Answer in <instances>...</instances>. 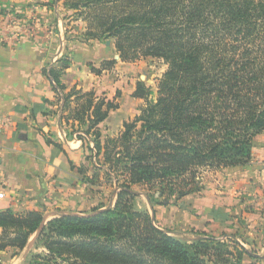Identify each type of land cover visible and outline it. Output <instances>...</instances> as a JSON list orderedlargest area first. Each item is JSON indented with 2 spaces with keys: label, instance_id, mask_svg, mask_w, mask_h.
Listing matches in <instances>:
<instances>
[{
  "label": "trees",
  "instance_id": "obj_1",
  "mask_svg": "<svg viewBox=\"0 0 264 264\" xmlns=\"http://www.w3.org/2000/svg\"><path fill=\"white\" fill-rule=\"evenodd\" d=\"M53 1L87 24V39L113 40L122 62L155 58L167 70L156 97L137 82L133 97L145 104L117 137L103 138L100 128L119 109L116 99L77 88L59 98L66 141L89 152V166L71 168L90 189H112L116 203L47 222L38 211H0V252L25 251L43 227L28 264H264L234 238L179 239L136 202L140 188L153 208L177 203L202 190L204 172L253 160L264 133V0ZM71 65L64 55L44 69L58 95Z\"/></svg>",
  "mask_w": 264,
  "mask_h": 264
},
{
  "label": "crops",
  "instance_id": "obj_2",
  "mask_svg": "<svg viewBox=\"0 0 264 264\" xmlns=\"http://www.w3.org/2000/svg\"><path fill=\"white\" fill-rule=\"evenodd\" d=\"M34 9L51 21L52 11L46 6ZM46 31V36L27 35L17 44H2L0 32V124L7 126L0 134V193L4 194L0 211H38L47 222L67 214H89L101 204L113 207L116 194L110 188H101L100 197H94L78 169L71 168L70 161L77 168L85 166L87 154L80 141H66L61 119L63 103L59 102L73 88L98 91L101 77L93 74L88 63L96 62L99 67L106 59L100 53L104 46L72 42L58 22ZM64 55L71 58L72 65L62 79L66 90L58 95L44 69ZM114 58L120 65L119 56L115 54ZM49 140L63 144L62 150L47 143ZM72 143L77 146L71 147ZM201 180L200 192L168 206L153 208L147 197L145 210L154 215L162 229L179 239L191 241L204 234L234 238L245 248L261 247V252L255 254L264 260V133L255 139L249 165L206 171ZM109 189L111 197L105 204ZM31 250L20 252L24 264H28ZM9 252H0V264H10L5 259Z\"/></svg>",
  "mask_w": 264,
  "mask_h": 264
},
{
  "label": "rangeland",
  "instance_id": "obj_3",
  "mask_svg": "<svg viewBox=\"0 0 264 264\" xmlns=\"http://www.w3.org/2000/svg\"><path fill=\"white\" fill-rule=\"evenodd\" d=\"M44 6L52 11L51 21H47L45 16L42 18V15L37 14L34 9L35 7L39 8ZM55 22L65 27V30L69 33V40L72 42L84 41V43L93 44L92 46L97 43L104 46V48H101L100 53L105 54L106 59L98 65L99 67L96 66V62H89L88 67L91 71L93 68H103V64L107 61L116 60L117 57L114 58L115 54L119 56L113 40L99 41L87 39L85 36L87 24L81 19L78 20L73 11L64 8L63 1L57 3L53 0H41L38 2L35 0H0V32L2 44H17L20 39L27 35H33V38H37L41 34L42 36H46V30H52V26ZM42 30L44 31L42 32ZM116 61L117 63L112 68L104 70L100 75L92 71L93 74L101 77L102 85L98 91H95L97 96L102 97L106 95L110 100L116 99L120 105V108L113 112L108 120L102 124L101 131L104 136L103 138L117 137L124 128V122L133 120L140 114V109L144 106L145 101L133 97L132 90L133 87L136 88L137 82H145L147 87L151 88L154 97H156L160 79L167 70L165 63L155 58L141 59L132 63L122 62L120 59V65H118L119 61ZM118 91H120L119 95L117 94ZM75 146H77L75 143L71 144V147ZM86 154H89L87 150ZM70 156H72L75 161L79 160L73 154H70ZM89 164L88 162L86 163L87 166H89ZM77 175L79 174L77 173ZM91 190L94 197H100V192L103 191L98 186H94ZM111 190L109 189L106 191L107 195L105 196H107L106 199H108V201L105 202V204L109 203ZM137 191L140 192L136 199L137 205L140 209L145 210L146 207L148 208L147 196L142 193L140 188H137ZM228 239L229 238H225L224 240ZM33 240L34 237L32 241ZM246 248L254 253L261 252V247L258 248V246ZM42 251L43 249H34L35 253H41ZM22 256V253L14 255V252L10 251L5 259L9 260L11 264L12 260L16 257L14 260L15 262H13L14 264H24L25 261ZM245 262H250L248 257L245 258ZM4 264H8L7 261L4 262Z\"/></svg>",
  "mask_w": 264,
  "mask_h": 264
},
{
  "label": "water",
  "instance_id": "obj_4",
  "mask_svg": "<svg viewBox=\"0 0 264 264\" xmlns=\"http://www.w3.org/2000/svg\"><path fill=\"white\" fill-rule=\"evenodd\" d=\"M153 217H154V215H153ZM42 230H43V227H41L39 232L35 235L34 240L30 242L29 246L27 247L28 252L33 248L34 242H35L36 238L41 234Z\"/></svg>",
  "mask_w": 264,
  "mask_h": 264
},
{
  "label": "built area",
  "instance_id": "obj_5",
  "mask_svg": "<svg viewBox=\"0 0 264 264\" xmlns=\"http://www.w3.org/2000/svg\"><path fill=\"white\" fill-rule=\"evenodd\" d=\"M33 36V35H31ZM6 124H0V134L4 131V129H6ZM4 198V194L1 192L0 193V199Z\"/></svg>",
  "mask_w": 264,
  "mask_h": 264
}]
</instances>
